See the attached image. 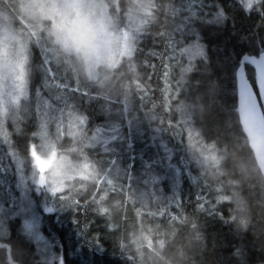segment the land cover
<instances>
[{
  "label": "snow or ice",
  "instance_id": "1",
  "mask_svg": "<svg viewBox=\"0 0 264 264\" xmlns=\"http://www.w3.org/2000/svg\"><path fill=\"white\" fill-rule=\"evenodd\" d=\"M264 264V0H0V264Z\"/></svg>",
  "mask_w": 264,
  "mask_h": 264
},
{
  "label": "trees",
  "instance_id": "2",
  "mask_svg": "<svg viewBox=\"0 0 264 264\" xmlns=\"http://www.w3.org/2000/svg\"><path fill=\"white\" fill-rule=\"evenodd\" d=\"M105 262L106 264H116V261L114 258H112L111 256H105Z\"/></svg>",
  "mask_w": 264,
  "mask_h": 264
}]
</instances>
